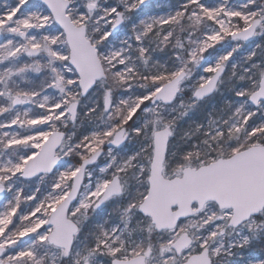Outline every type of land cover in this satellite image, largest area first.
<instances>
[{
	"label": "snow or ice",
	"instance_id": "obj_1",
	"mask_svg": "<svg viewBox=\"0 0 264 264\" xmlns=\"http://www.w3.org/2000/svg\"><path fill=\"white\" fill-rule=\"evenodd\" d=\"M0 264H264V0H0Z\"/></svg>",
	"mask_w": 264,
	"mask_h": 264
}]
</instances>
